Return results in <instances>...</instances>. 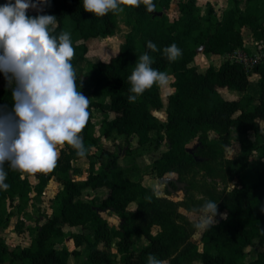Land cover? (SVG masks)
I'll return each mask as SVG.
<instances>
[{"label": "trees", "instance_id": "trees-1", "mask_svg": "<svg viewBox=\"0 0 264 264\" xmlns=\"http://www.w3.org/2000/svg\"><path fill=\"white\" fill-rule=\"evenodd\" d=\"M170 1L153 0L155 10L152 12L143 5L138 8L125 6L122 13L127 29L123 40L116 46L106 43L101 47L100 57L91 62L89 80L93 99L89 100L90 116L81 133L86 149L84 156H78L66 144L64 159L59 158L51 171L36 173L35 183L5 164L8 188H0V227L8 222L7 199L15 196L21 202L32 197L38 199L49 174H60L62 187L55 195L58 209L37 217L29 244L15 249L0 235V264H72L69 258L81 253L80 246L85 251L82 264H108L113 260V253L99 244L108 246L113 238H116L114 243L120 264H147L149 254L161 261L170 258V264H264V248L246 260L254 245L264 246V142L254 143L248 136L253 132L256 138L259 137L260 121L264 120V61L246 71L242 64L230 59L223 60L218 66L209 64L203 68L194 60L198 45H203L205 53L214 54L243 47V27L249 28L255 41L263 43L264 0H233V6L224 9L220 16L209 1L203 10L197 0H178V14L172 18L165 11ZM7 2L0 0V5ZM27 14L56 16L55 35L64 32L65 17L71 18V30L78 36L72 43L75 49L72 65L87 56L86 40L112 35L117 26V13L109 12L98 18L84 10L83 0H39L38 6L28 9ZM148 41L155 43L160 51L148 49ZM172 44L182 55L169 62L163 49ZM145 52L153 57V68L173 75V90L167 97L165 119L153 112L162 106L160 86L146 90L135 103L128 101L131 95L128 77L138 57ZM254 73L259 76L257 96L222 94V89L226 93H230L229 89L244 91ZM3 76L0 72V78ZM80 79L76 77V83ZM15 86L14 81L0 86V110L12 111ZM93 107L105 111L98 124L100 129L93 120ZM232 126L243 142L245 152L226 159L227 166L231 167L237 161L238 168L234 172L238 173L246 168L251 150L258 148V158L253 165L255 179L250 182L240 180L221 200L218 195H211L201 203L216 201L218 209L226 210V218L203 231L201 247L189 241L191 229L169 215L177 209V203L167 196L157 195L154 188L140 180L127 177L126 167L118 162L117 152L101 142L102 137L115 131L135 139L140 146L154 134L156 144L165 140L167 148L153 159L150 172L158 177H171L169 173L178 172L182 164L199 163L196 154L203 152L206 146L221 143L218 137L210 136L211 131L223 135V143H228L225 135ZM192 139L201 144L196 152L186 147ZM92 147H98L99 152L96 154ZM81 157L88 160V173L83 179H75L69 170L73 169L72 160ZM101 157L106 160L96 169L95 163ZM86 187L108 191L96 202L95 196L81 197ZM102 210L120 218L119 228L108 225ZM154 225L158 226L156 232H152ZM134 235H141L147 242L137 248ZM66 237L71 238L74 247L69 248L65 243L59 245ZM182 244L184 247H180ZM175 251L178 253L174 254Z\"/></svg>", "mask_w": 264, "mask_h": 264}, {"label": "clouds", "instance_id": "clouds-1", "mask_svg": "<svg viewBox=\"0 0 264 264\" xmlns=\"http://www.w3.org/2000/svg\"><path fill=\"white\" fill-rule=\"evenodd\" d=\"M38 2L8 0L0 5V72L16 85L12 90V111L0 110V188L4 189L8 188L6 163L21 173H47L56 167L66 144L78 156L86 152L81 133L89 120L90 101L76 83L71 34H54V15L29 16L27 10L36 8ZM141 5L149 12L155 10L153 0H83L84 10L98 18L122 12L125 6ZM147 48L160 51L152 41L147 42ZM163 55L174 62L182 53L172 44L163 49ZM153 63L147 52L138 57L128 77L130 103L154 85H168L167 73L153 68ZM217 212L216 201H206L195 218L196 229L202 232L211 228ZM220 215L226 218V213ZM147 264L163 261L149 254Z\"/></svg>", "mask_w": 264, "mask_h": 264}, {"label": "rangeland", "instance_id": "rangeland-1", "mask_svg": "<svg viewBox=\"0 0 264 264\" xmlns=\"http://www.w3.org/2000/svg\"><path fill=\"white\" fill-rule=\"evenodd\" d=\"M229 5H233V0H226ZM14 3V0H12ZM177 2L178 0H171L169 7L165 9L166 13L169 17H174L178 14L177 10ZM199 1L197 0V3ZM218 4L220 2H217ZM221 4V3H220ZM202 9H205V1H201L199 4ZM227 5V6H229ZM242 5V3H241ZM216 6V5H215ZM221 9V6H216L215 9ZM30 9V8H29ZM215 10L217 15H221V12ZM117 26L112 35L106 37H96V38H89L86 40L87 45L89 46V50L87 52V56L84 60L79 61L76 65H73V69L75 72V77H80V82L77 83L78 90L89 98V100L93 99V96L90 92L92 84L89 80V69L91 62L100 57V54L103 53L102 46H105L106 43L111 45H118V43L123 40L127 24L124 20V15L122 12L117 13L116 15ZM72 20L69 16H66L64 19L63 30L69 32L71 34L72 43L78 39V36L75 32H72ZM244 27L242 28V33L244 39L248 40V36L250 32ZM255 43V42H254ZM262 44V46H260ZM254 50H250L251 52H259V50L264 51V42L261 43L260 41L254 44ZM198 47V46H197ZM196 47V48H197ZM249 51V53H250ZM106 53V54H105ZM105 56H107V51H105ZM201 56L205 55L201 53ZM206 59V58H204ZM227 59L220 58V59H211L205 60L204 62H196L201 68L207 66L208 64H212L214 66L220 65V63ZM169 83L166 86L160 87V95L162 99V106L153 109L154 113L161 119H165V106L167 104V97L169 93L173 90L171 85V81L173 80V75L167 74ZM257 80L252 79V81L248 84V87L242 92L245 95H253L257 96L259 93V79ZM9 80L5 77L0 79L1 86H7L9 84ZM223 95H238L237 90H230V93H226L224 89L221 90ZM93 112V120L99 127V123L103 119L105 112L103 113L100 109L96 107L92 109ZM261 125V134L259 137H255L253 132L248 134L249 138L254 143H262L264 142V120L260 121ZM100 129V127H99ZM102 130V128H101ZM211 137L219 138L221 143L215 145H209L205 147L203 152H199L196 154V158L199 160V163H189V164H182L178 172L172 171L169 173L172 178V184L170 183V188L160 179L156 178V181L151 184L149 178L154 175H146L148 173V167L152 163L154 157H158L163 150L167 148V142L165 140L160 141L157 143L156 136L153 134L152 139L148 142L141 144L138 146L136 144L135 139L130 137H126L124 134H118L117 132H113L110 136L105 137L103 145L107 146L111 149H114L118 155V161L127 165L129 170L127 171V175L129 177L137 176L135 172V168H138L137 165L132 162L130 159L134 158V154H139L140 164L142 166L143 172L140 173L143 177L141 178L147 185H153L152 187L155 190L157 195L167 196L168 198L172 199L177 203V209L174 211L169 212V215L173 217L175 220L184 223L189 229H191V233L189 236V241L197 243L199 247H201V236L203 231H198L195 227L196 224V216L198 215V211L202 206L206 199L210 198L211 195H218L219 200L222 199L226 195V193L233 188V186L237 185L240 180H244L250 182L255 179V173L253 169V165L256 163L258 158V148H253L251 152L247 156V166L246 168L240 170L238 173H235L234 170L238 168V163L235 161L232 163L231 167L227 166L226 159H232L238 155H242L244 150V145L241 139L238 137L236 133V129L234 126L230 128V131L225 135L228 138V143H223L224 138L223 135L216 133L215 131L210 132ZM223 143V144H222ZM200 143L197 139L190 140L186 147L189 151L193 152L200 147ZM63 151L64 148L60 151L59 157L63 158ZM92 151L96 154L99 152L98 147H92ZM64 159V158H63ZM62 159V162H63ZM102 159V160H101ZM127 159V160H126ZM106 157H101L95 163V168L98 169L101 166L102 161H105ZM78 166H74L76 171L69 170V172H73L75 178H82L87 175V165L88 161L86 158H82L78 160ZM134 163V164H133ZM75 165V164H74ZM134 167V169L132 168ZM31 183L32 181H37V177L35 174H26ZM60 174H49V178L47 183L43 187L42 194L38 196V199L32 197L27 202L19 201L18 197L15 196L12 199L6 200L7 210L9 213L8 222L0 227V235L5 239V242L15 249H19L20 247L29 244L31 237L35 230V225L37 223V217L42 214H50L58 209V200L55 198L56 193L62 186V181L59 177ZM233 185V186H232ZM167 187V188H166ZM107 189L102 188L97 191L93 190H83L81 197L84 199H90L92 196L97 197L96 201H99L100 197L107 193ZM96 192V194H95ZM31 194H34L32 191ZM201 201V202H200ZM226 210L218 209L217 216L215 217L216 221L222 219L220 214H225ZM101 214L103 217L106 218L108 225L112 228H119L120 226V218L106 210H102ZM43 217H40L42 220ZM158 230V226L154 225L152 227V232H156ZM134 243L137 248L143 246L147 240L143 238L141 235H134ZM116 238H113L112 242L105 246L101 242L99 245L108 251L113 253V260L108 264H120L118 261V254L116 252V246L114 241ZM61 243H65L69 248L74 247L71 238L66 237L65 240H61ZM186 245V243H185ZM180 247H184L182 244ZM260 248H264V246L256 244L254 245L251 250L248 252L246 260H250L256 253V251ZM81 253L79 255H71L69 260L72 264H82L85 251L84 247L80 246ZM178 253L175 251L174 254ZM170 258L164 259L163 264H170ZM17 264V263H14Z\"/></svg>", "mask_w": 264, "mask_h": 264}, {"label": "crops", "instance_id": "crops-1", "mask_svg": "<svg viewBox=\"0 0 264 264\" xmlns=\"http://www.w3.org/2000/svg\"><path fill=\"white\" fill-rule=\"evenodd\" d=\"M199 2H198V4H200L201 3V1H205V4H206V2L207 1H209L212 5H213V7L215 8L216 6H221V9H219V11L218 12H221L222 13V11L224 10V9H226V8H228V7H231V5H229V3L226 1V0H198ZM217 2H220L219 4L217 3ZM216 5V6H215ZM227 5H229V6H227ZM233 6V5H232ZM218 9H215V10H218ZM245 29H247L248 31L247 32H250V30H249V28L248 27H244ZM248 38V40L247 39H244V46L243 47H241V48H243V49H245V50H247V51H252V50H254V44L256 43V41L253 39V37L251 36V33H250V35L247 37ZM255 42V43H254ZM260 46H262V44H260ZM203 45H198V47L196 48V54H195V56H194V60H195V62H204L205 60H211V59H220V58H225V57H227L228 56V53H223V54H214V53H205L203 50ZM201 53H203L204 55H205V57L204 56H201ZM204 58H206V59H204ZM209 65V64H208ZM5 77V75L2 77V78H4ZM2 78H0V79H2ZM252 79H255V80H257L258 81V79H259V76L257 75V74H252L251 76H250V79H249V83L252 81ZM256 81V82H257ZM10 84V83H9ZM8 84V85H9ZM92 84V83H91ZM1 86V85H0ZM248 87V86H247ZM242 92L243 91H238V93L239 94H242ZM106 105H105V108H107V103H105ZM93 108H95V107H93ZM97 109H99V108H97ZM103 113L105 112L104 110H101ZM154 112V111H153ZM108 137V136H107ZM103 140H105V137H102L101 138V142H104ZM164 151V150H163ZM133 155H134V158H131L130 160L132 161V162H134L136 165H137V167L138 166H140V167H138V168H135L134 169V167H132L134 170H135V172L137 173V176H135V177H129L128 175H127V171L129 170V168L127 167V165L126 164H124V163H121L120 161H118L122 166H124V167H126V172H125V175L127 176V177H129V178H131V179H134V180H140L144 185H146V186H149V187H152L153 185H154V183H155V181H156V178H158V179H160V177H158L155 173H153V172H150V165H149V167H148V173L147 174H145V176L146 175H154L153 177L151 176V178H149V180H150V182H151V184H153V185H147L144 181H142L141 180V178L143 177L142 175H140V173L141 172H143V169H142V166H141V164H140V159H139V154H134L133 153ZM82 158H85V157H81V158H75V159H73L72 160V166H73V169H72V171L74 170V171H76L77 169H75V167L74 166H78V160H80V159H82ZM156 157H154V159H155ZM87 159V158H86ZM127 160V159H126ZM88 161V160H87ZM133 163V164H134ZM75 164V165H74ZM88 166H89V164L87 165V173H88ZM77 172H78V170H77ZM72 173L73 172H71L70 174H71V176L73 177V178H75L74 177V175H72ZM87 176V175H86ZM85 176V177H86ZM36 177V176H35ZM85 177H82V178H80V179H83V178H85ZM75 179H78V178H75ZM33 183H35V181H32ZM62 187V186H61ZM153 188V187H152ZM93 190V191H97V190H100V189H102V188H97V189H92V188H90V187H86V188H84L83 190ZM95 194H96V192H95ZM93 197V196H92ZM96 198L97 197H95V201H96ZM100 200V199H99ZM96 202H99V201H96ZM70 261V260H69Z\"/></svg>", "mask_w": 264, "mask_h": 264}, {"label": "built area", "instance_id": "built-area-1", "mask_svg": "<svg viewBox=\"0 0 264 264\" xmlns=\"http://www.w3.org/2000/svg\"><path fill=\"white\" fill-rule=\"evenodd\" d=\"M227 59L238 62L243 65L246 71H250L252 66L260 61H264V51L259 50V52H251L238 47L230 52H227Z\"/></svg>", "mask_w": 264, "mask_h": 264}, {"label": "water", "instance_id": "water-1", "mask_svg": "<svg viewBox=\"0 0 264 264\" xmlns=\"http://www.w3.org/2000/svg\"><path fill=\"white\" fill-rule=\"evenodd\" d=\"M160 180H162L170 188V181L172 180L171 177L161 176Z\"/></svg>", "mask_w": 264, "mask_h": 264}]
</instances>
